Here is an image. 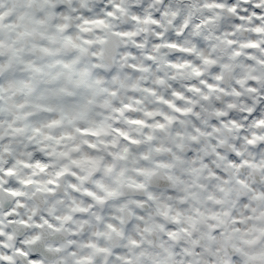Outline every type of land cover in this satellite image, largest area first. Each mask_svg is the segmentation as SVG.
Wrapping results in <instances>:
<instances>
[{
    "label": "clouds",
    "instance_id": "9594fccd",
    "mask_svg": "<svg viewBox=\"0 0 264 264\" xmlns=\"http://www.w3.org/2000/svg\"><path fill=\"white\" fill-rule=\"evenodd\" d=\"M0 264H264V0H0Z\"/></svg>",
    "mask_w": 264,
    "mask_h": 264
}]
</instances>
